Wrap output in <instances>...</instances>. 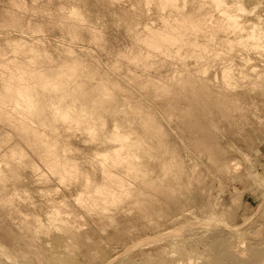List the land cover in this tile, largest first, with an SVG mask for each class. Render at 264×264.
Returning <instances> with one entry per match:
<instances>
[{"label": "rangeland", "instance_id": "1", "mask_svg": "<svg viewBox=\"0 0 264 264\" xmlns=\"http://www.w3.org/2000/svg\"><path fill=\"white\" fill-rule=\"evenodd\" d=\"M254 1L243 0L248 7ZM149 6L144 0H0V140L7 139L0 142L6 174L0 180V264H154L155 259L161 264L149 254L154 256L163 242L186 247L198 264L210 258L195 240L208 234L205 229L222 223L244 233L264 218V78L248 83L236 70H248L251 63L261 69V61L252 54L244 65L240 51L219 43L204 52L185 47L180 57L172 55L175 46L167 55L150 50L141 37L147 27H162L159 18L168 13L154 3ZM199 34L189 41H208V32ZM200 52L203 60L193 56ZM230 62L237 78L233 87L218 74ZM20 74L38 90L49 83L59 98L64 92L77 96L78 106H92L96 121L102 116L108 129L117 122L150 141L152 156L144 160L157 180L151 184L130 177L136 189L109 211L115 226L99 216L104 215L99 209L75 200L85 176L102 181L95 153L108 144L90 140L61 119L54 121L45 108L33 114L36 123L17 118L4 83ZM46 117L45 132L70 145L66 156L81 170L67 184L49 173L41 159L55 156L40 134L39 121ZM15 143L40 168L38 174L12 161L10 168L17 171L15 176L8 172L3 155ZM164 162H174L175 171L164 176ZM54 206L67 222L52 229L44 218ZM187 239L195 240L192 247ZM169 252L168 260L178 253Z\"/></svg>", "mask_w": 264, "mask_h": 264}, {"label": "bare ground", "instance_id": "2", "mask_svg": "<svg viewBox=\"0 0 264 264\" xmlns=\"http://www.w3.org/2000/svg\"><path fill=\"white\" fill-rule=\"evenodd\" d=\"M199 1V3H195V1L191 2L190 5L188 0H144L147 6L154 3L161 13H168V16H162V18H159L163 22V25L162 27L160 26V28H146L147 25L145 26L146 32L141 37L142 43L148 47V49L164 52L166 53L165 55L170 53V47L175 46V53L172 54H175L174 57H180L185 47H198L204 52L209 45L219 43L218 45H224L228 50L236 49L237 52L240 51V53H242H239L241 55L240 60L244 65H247L253 59L251 58L252 54L258 57L261 61V63H258L259 65L262 64L261 69L256 68V64L254 66V63L250 64L248 70H246L245 67L243 69H236L238 75L242 77V79L249 80L250 78H254L257 81L259 78H264V0H255L253 2L255 5L250 7L246 6L243 0ZM188 7L189 10H187ZM207 7L208 9L206 10ZM206 14L209 15L207 16ZM203 32L206 33V35H210L208 41L204 44H200L194 38V41H189L191 36L199 33V35H201ZM220 34H223L224 38H221ZM217 38L219 39L218 41ZM201 54L202 52L193 56L198 57L201 56ZM162 55L164 54L162 53ZM224 57H226L225 54ZM201 60H203V57ZM259 65L257 66L259 67ZM207 67L205 66L206 69ZM218 72L219 77L222 78L228 86L233 87L234 84H236L237 78L235 77V70L232 67L231 62L224 65ZM248 83L250 82L248 81ZM253 84L255 83L253 82ZM49 85L52 84H44L42 85V89L38 90L36 87L27 84L22 74L18 75V78H8L4 83V87L11 95L8 105H10L13 111L16 112L17 118L20 115L24 120L28 119L33 123H36L33 114L39 110V108L48 109L54 121L57 118L61 119L62 122L69 124L68 127L70 129H74V131H76V129L79 131L83 130V133H85L90 140L98 138L108 144L107 148L95 153V157L100 166V172L103 175L102 181L98 182L89 176H85L83 179V188L78 191L75 200L77 203L81 204L89 203L90 209H99L101 214H104L103 217L101 215L99 216L103 219L105 218L110 224H114L116 221L115 217L109 213V211L112 209L111 206L119 204L124 196L129 195L133 192V189H136L132 184L131 178L146 180L147 183L151 182V184L152 181L156 179L154 171L151 169L152 167L148 168L147 163L144 160V156H152V145L149 140L145 141L142 137L133 136L132 131H125L117 122L108 129L102 116L98 118L99 121H96L92 115V106L88 107L84 103H79L78 106L77 96H73L68 92L60 93L59 98L52 93L55 90ZM69 88L72 90L79 89L76 85H72ZM58 89L61 91L65 90L64 88ZM100 89L104 92H109L104 86L100 87ZM68 99H70V102L67 101ZM39 123L42 129V132L40 133L42 139L48 144L50 150L55 152V156L53 157H42L43 164L47 167L49 173L51 172L54 177H57L58 181L62 184H67L68 182L76 180L81 170L76 161L66 156V152L71 150L70 145L66 142L60 141L52 133L49 134L45 132V130L49 128L47 117L45 120L39 121ZM0 142L5 144L7 139H2ZM9 152L10 154L7 155L5 153L3 155V159L5 160L6 168L11 175H14L17 170L14 171V169L10 168L9 161L15 163L14 167L29 168L36 174L41 171H39L40 168L37 164L28 157V154L20 144L15 143L9 148ZM233 158L231 157V159ZM113 167L120 168L124 174L113 170ZM161 168L163 169L165 176L168 171H175V163L164 162L162 163ZM4 173L5 171H3L0 163V180L5 178L6 174ZM39 177L41 179L43 177L46 179L43 173H40ZM24 192L25 199L28 200L27 196L29 193H27V190ZM60 202L61 204H64L63 200ZM45 215L44 219L47 220L45 223L52 229L58 228V225L61 222H67L66 214L62 213L57 206H54L51 210H47ZM34 219L38 221L37 217H34ZM220 224L216 228H208L209 230L205 229L208 234L206 233L205 236H202L201 234V239L198 241V237L195 239L196 244L201 241V249L198 250L202 251V253L207 252V256L209 255L210 257L207 260L205 258L201 259L204 254L200 255L199 253L200 257L198 258H200L201 261L206 260L202 262L199 261V263L264 264V218H260L258 223H253L250 226L248 225L249 227L247 226L249 229L244 232L247 235L246 237L241 230L239 231V228ZM102 229L105 231L104 227H102ZM72 231L78 233V228L74 227ZM203 232L205 234L204 230L201 231V233ZM197 235L199 236V232ZM190 240L191 244L189 243L188 245H191L192 247V243L195 242V240ZM173 244L169 243V246L167 247L163 242L164 246L162 244L161 248L157 246L159 248L156 247V249H158L157 251L154 248L155 253L152 252V255L154 253V256H151L150 253L149 258H158L159 261L162 259V261H160L162 262L161 264H193L196 261L197 257H194V261L191 256L192 254H189L190 250L186 247L182 246L181 248L179 247V249L176 246L174 247ZM179 244L180 242L178 245ZM69 245L71 246L70 243ZM141 250L144 251L143 249ZM169 251H171L172 255L173 253L175 254L178 252L176 254L177 256L179 254L180 258H178L179 256H174V258L176 257L178 259L175 258V260L173 258V260H168L167 257L170 256ZM199 255L197 254V256ZM180 260H184L185 262L183 263ZM150 261H147V263L145 261L144 263L148 264ZM155 261L157 262L156 259ZM157 263L159 264V262Z\"/></svg>", "mask_w": 264, "mask_h": 264}]
</instances>
